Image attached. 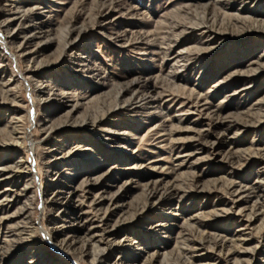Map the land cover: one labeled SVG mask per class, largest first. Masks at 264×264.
<instances>
[{"label": "rangeland", "instance_id": "rangeland-1", "mask_svg": "<svg viewBox=\"0 0 264 264\" xmlns=\"http://www.w3.org/2000/svg\"><path fill=\"white\" fill-rule=\"evenodd\" d=\"M263 26L264 0H0V264H92L86 235L102 264H264Z\"/></svg>", "mask_w": 264, "mask_h": 264}, {"label": "bare ground", "instance_id": "bare-ground-1", "mask_svg": "<svg viewBox=\"0 0 264 264\" xmlns=\"http://www.w3.org/2000/svg\"><path fill=\"white\" fill-rule=\"evenodd\" d=\"M112 4V3H111ZM231 4V3H230ZM196 12V11H195ZM224 16H226V15H224ZM25 17V16H24ZM227 19H228V17H227ZM196 26V25H195ZM264 27V26H263ZM183 29H184V27H183ZM214 29H215V27H214ZM212 30V29H211ZM13 32V31H12ZM83 32V31H82ZM214 33V32H213ZM211 36V35H210ZM21 50V49H20ZM20 52H22V51H20ZM23 53V52H22ZM131 85H135L136 86V83H132ZM141 85V84H140ZM133 89H134V87H133ZM142 89V88H141ZM144 90V89H143ZM42 91V90H41ZM44 91H45V89H44ZM129 91V90H128ZM120 92V91H119ZM135 92H136V90H135ZM145 92V91H144ZM142 93V92H141ZM137 94H139V92L137 93ZM121 96V95H120ZM44 98H45V96H44ZM133 98H134V96H133ZM139 98H141V97H139ZM145 98V97H144ZM159 98V97H158ZM43 99V98H42ZM129 99H131V98H129ZM135 99V98H134ZM137 99V98H136ZM140 100V99H139ZM156 100V99H155ZM132 101V100H131ZM138 101V100H137ZM141 101V100H140ZM144 101V100H143ZM142 101V102H143ZM128 102H130V101H128ZM134 102V101H133ZM127 103V102H126ZM145 103V102H144ZM138 104V103H137ZM140 104V103H139ZM119 105V104H118ZM117 106V105H116ZM120 106V105H119ZM122 107V106H121ZM87 122L86 121H84L83 122V125L84 124H86ZM230 123V122H229ZM92 125H94V124H92ZM14 130V129H13ZM11 132V131H10ZM9 133V132H8ZM14 136V135H13ZM11 138V137H10ZM214 141V140H213ZM14 143V142H13ZM12 145V144H11ZM33 147V146H32ZM101 179V178H100ZM155 184H157V183H155ZM148 185V184H147ZM153 185V184H152ZM161 185V184H160ZM190 185V184H189ZM219 185V184H218ZM164 186V185H163ZM229 186V185H228ZM227 186V187H228ZM176 187H178V186H176ZM222 187V186H221ZM145 189V188H144ZM147 189V188H146ZM157 189V188H156ZM195 189V188H194ZM224 189V188H223ZM26 190H28L27 188L25 189V191H24V193H26ZM148 190V189H147ZM152 190V189H151ZM168 190V189H167ZM183 192V191H182ZM228 192V191H227ZM6 193V192H5ZM57 193V192H56ZM159 193V192H158ZM246 193V192H245ZM245 193H243V194H245ZM152 195V194H151ZM226 195H228V194H226ZM98 197V199H101L102 197V195H97ZM186 196V195H185ZM115 198V197H114ZM163 197L162 196H159L157 199L158 200H161ZM176 198V197H175ZM233 198H235V197H233ZM238 198V197H237ZM243 198V197H242ZM97 199V201H96V197H95V199H94V202L96 203V202H99L98 204H96V206L98 205V206H101L102 204L100 203V201ZM113 200H115V199H113ZM112 200V201H113ZM148 200H151V197H149L148 198ZM155 200H156V198H155ZM112 201H111V203H112ZM163 201V200H162ZM243 201V200H242ZM103 202V201H102ZM147 202V201H146ZM153 202V201H152ZM111 203H109V204H111ZM114 203V202H113ZM225 203V202H224ZM116 204V203H115ZM113 205V204H112ZM230 205V204H229ZM148 206V205H147ZM155 206V205H154ZM263 206H264V204H263ZM110 207V206H109ZM224 207V206H223ZM227 207V206H226ZM229 207V206H228ZM237 207V206H236ZM231 208V207H230ZM232 209V208H231ZM233 210V209H232ZM236 210V209H235ZM243 210V209H242ZM232 212V211H231ZM235 212V211H234ZM252 212V211H251ZM244 213V212H243ZM253 213V212H252ZM106 214V213H105ZM104 214V216H103V220H104V218H105V215ZM225 215V214H224ZM230 216V215H229ZM236 218H238V217H236ZM199 219V218H198ZM195 221V220H194ZM242 221V220H241ZM245 223V222H244ZM202 224V223H201ZM200 225V224H199ZM241 227V226H240ZM191 232V231H190ZM196 234V233H195ZM25 235V234H24ZM91 235V234H90ZM104 236H102V237H100V241L97 243V238H96V236L94 237V236H82L80 239H79V241H81V243L80 244H82L81 246H82V248H81V251L82 252H86V251H88L89 249H90V254L92 255V264H102L103 262H105L106 260H103V259H105L106 257H105V255L104 254H106L110 249H111V244L110 243H108L107 241H106V239H104L103 238ZM96 240H95V239ZM184 239V238H183ZM105 240V242H106V245L104 246V247H102L101 246V244H99V243H101L102 241H104ZM200 240V239H199ZM245 241V240H244ZM108 243V244H107ZM71 244H72V242H70L69 241V239L67 238L66 240H64L61 244H60V246H61V248L62 247H65V246H68V245H70L71 246ZM188 244H189V242H188ZM79 245V244H78ZM190 245V244H189ZM59 246V247H60ZM178 246V245H177ZM197 246H199V245H197ZM203 246V245H202ZM219 246V245H218ZM58 247V248H59ZM217 248V247H216ZM224 249V248H223ZM192 250V249H191ZM229 250V249H228ZM217 251V250H216ZM178 254V253H177ZM180 254V253H179ZM217 256V255H216ZM219 257V256H218ZM230 257V256H229ZM228 257V258H229ZM183 258V257H182ZM217 258V257H216ZM191 260V259H190ZM189 263V262H188ZM213 263V262H212ZM115 264V263H114ZM221 264V263H220Z\"/></svg>", "mask_w": 264, "mask_h": 264}]
</instances>
